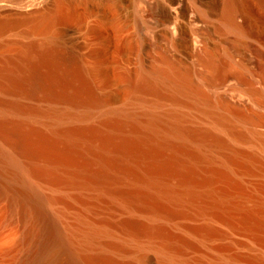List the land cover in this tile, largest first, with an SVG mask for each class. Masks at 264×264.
<instances>
[{
  "label": "bare ground",
  "instance_id": "bare-ground-1",
  "mask_svg": "<svg viewBox=\"0 0 264 264\" xmlns=\"http://www.w3.org/2000/svg\"><path fill=\"white\" fill-rule=\"evenodd\" d=\"M18 1L23 11L14 15L26 27V40L0 41V264H141L147 250L160 264H194L180 255L188 239L165 226L180 215L207 218L187 230L195 237L214 236L213 220L234 211L264 233L259 216L264 200L246 208L242 201L254 195L240 189L238 170L249 172L260 160L240 146L264 150L263 133L233 129L232 118L249 116L214 103L171 65L153 64L132 81L125 107L102 110L94 121V110L105 100L94 89L92 72L77 56L58 49L66 0L39 7L33 0ZM167 1L170 7L177 2ZM200 1L218 6V29L234 35L233 53L238 49L250 59L241 80L264 106V51L253 42L264 40V0ZM237 13L244 15L242 24L235 22ZM10 22L0 11V33ZM203 61L209 80L226 74L228 63ZM23 94L40 95L51 105H25L17 98ZM146 94L172 105L162 109L158 100H144ZM192 110L210 120L207 126L192 123ZM69 188L81 194L91 190L97 203L123 211L124 217L86 216V197ZM75 202L82 203L80 211L69 209Z\"/></svg>",
  "mask_w": 264,
  "mask_h": 264
},
{
  "label": "rangeland",
  "instance_id": "rangeland-1",
  "mask_svg": "<svg viewBox=\"0 0 264 264\" xmlns=\"http://www.w3.org/2000/svg\"><path fill=\"white\" fill-rule=\"evenodd\" d=\"M33 1V4L39 7L47 0ZM100 1L102 5L95 7L86 3V0H66L60 10L63 34L57 41L59 51L63 50L62 54L71 52L91 70L94 89L101 100H105L97 107L98 111L94 110L96 113L93 114V120L98 119L99 112L102 110L125 107L131 99V83L143 70H148L153 64H167L180 73L186 74L189 80L196 83L214 103H220L229 112L249 116L250 119L244 121L232 118V126H235L233 129L236 133L248 134L249 130H254L257 134H264V106L259 105L256 96L241 80L242 77L245 78L243 67L248 68L247 62L250 59L243 57L242 53L237 51L238 49L236 53H233L235 52L234 35L218 29L217 5L208 7L202 5L200 0H177L171 7L167 0ZM212 1L216 3V0ZM25 2L22 0L21 4ZM19 3L18 0H0V6H2L0 11L11 20V24L0 33V41L25 42L23 32L26 27L17 21L14 15L23 11ZM167 14L172 16L171 19H166ZM243 21L244 15L237 13L235 22L242 24ZM253 42L264 51L263 39H254ZM227 55L229 56L226 61ZM207 57L217 62L228 63L226 74L220 80L208 79L203 61ZM156 97L153 94L143 96L146 101L158 100L162 109L171 107L168 106L172 105L169 99L170 103L167 99H163L165 97ZM17 98L25 105L38 106L40 109L51 105L50 101L40 95L28 97L23 94L18 95ZM58 104L56 103L57 106H55L54 103V106L57 108ZM189 113L193 119L192 123L196 125L203 127L210 122L208 118H203L194 110ZM240 147L253 150L260 159L254 164V170L253 168L249 172H244L243 169L238 170L241 192L249 196L254 195V199L242 201L243 206L250 208L258 199L264 200V150L259 145L249 147L245 144ZM213 154L219 156L221 153L216 150ZM74 189L69 188V191L77 192ZM78 191L74 195H80V190ZM81 192H83L81 195L86 197L88 208H86V216L90 217L94 214L93 216L100 217L101 215L111 220L124 217L123 211L113 209L104 203L101 205L97 203L93 199L91 190L89 192L86 189ZM77 203L71 205L73 208L69 206V209L80 211L82 203L80 202V205ZM96 206L97 208H94ZM234 212L225 217H217L214 214L217 217V220H213L215 233L212 237L208 236L209 238L202 232L195 237L187 231L189 228L204 224V220L207 219L205 217L180 215L167 219L165 226L173 236L188 239L189 244L181 247L180 255L194 264H219L224 257L240 259V262L245 261L242 264H247L248 261L264 264V259L260 260V256L264 254V233L246 225L242 221L243 212ZM259 216H264V213H259ZM141 264L160 263L155 253L147 250L144 262Z\"/></svg>",
  "mask_w": 264,
  "mask_h": 264
}]
</instances>
